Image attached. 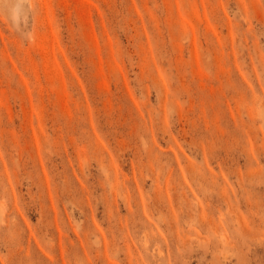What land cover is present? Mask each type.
I'll use <instances>...</instances> for the list:
<instances>
[{
  "label": "rangeland",
  "instance_id": "374dc122",
  "mask_svg": "<svg viewBox=\"0 0 264 264\" xmlns=\"http://www.w3.org/2000/svg\"><path fill=\"white\" fill-rule=\"evenodd\" d=\"M0 264H264V0H0Z\"/></svg>",
  "mask_w": 264,
  "mask_h": 264
}]
</instances>
